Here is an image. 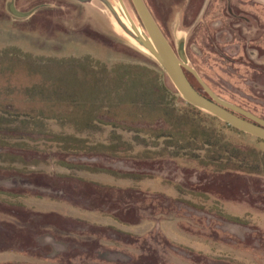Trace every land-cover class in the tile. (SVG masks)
<instances>
[{
  "label": "rangeland",
  "instance_id": "obj_1",
  "mask_svg": "<svg viewBox=\"0 0 264 264\" xmlns=\"http://www.w3.org/2000/svg\"><path fill=\"white\" fill-rule=\"evenodd\" d=\"M121 1L122 5L119 0H0V52H17L23 58H31L30 61L21 59L15 68L10 58L2 62L4 73H0V87L22 88L19 98H0L2 108L12 112L34 111L33 115L59 114V117L66 112L75 117L103 113L102 118L94 120V128L100 131L93 136L118 143L117 149L136 159H158L162 155L170 164L163 173H168L164 184L154 183V189L167 187L168 179L173 180L177 173L175 166L181 175H190L196 168L200 172V186L196 185L195 188L199 187L196 190L216 192L223 198H218L215 209L209 208L214 207L209 199L190 201L191 206L201 208L196 214L213 213L209 219L187 215L190 222L194 217L198 218L194 220L196 223L212 221L219 229L230 230L239 238L259 225L264 227V216H252L264 213V177L261 181L253 176L247 179L232 171L236 168L235 159L227 163V152L234 148L242 151L252 148L264 158V142L189 106L158 63L128 39L121 27L122 21L128 24L125 13L140 34L148 35L131 1ZM143 1L174 52L180 42L184 43L187 65L196 71L214 96L264 120V34L262 37L255 34L264 27L260 31L230 16L237 13L224 9L230 7V0ZM231 2L233 7L237 4L235 0ZM11 3L17 12L28 16L12 15L8 10ZM47 16L54 17L56 25L47 23ZM101 67L105 72L115 70L119 80L103 75ZM186 75L191 85L208 97L194 76L189 72ZM32 84L44 85L46 89L25 91ZM163 84L177 94L166 93ZM108 87L114 92L103 96ZM91 91L94 92L89 95ZM113 115L116 120H112ZM34 123L32 136L40 135L35 142L23 141L25 132L32 128L28 122L23 128L25 132L17 135L19 138L0 137V152L11 154L16 149L12 146L22 145L38 151L44 161L49 160V139L63 138L69 126L62 127L63 122L42 118ZM28 156L33 159L36 155ZM119 165L116 163L113 167L126 168L122 163ZM157 169L156 164L154 176L159 174ZM205 170L212 174L211 178L205 177ZM223 200L230 204L236 202L235 208L220 206ZM171 233L175 232L171 230ZM253 235L246 240L248 249L264 253L263 237ZM222 249L217 248L214 253L229 254ZM171 260L177 261L174 257Z\"/></svg>",
  "mask_w": 264,
  "mask_h": 264
},
{
  "label": "crops",
  "instance_id": "obj_2",
  "mask_svg": "<svg viewBox=\"0 0 264 264\" xmlns=\"http://www.w3.org/2000/svg\"><path fill=\"white\" fill-rule=\"evenodd\" d=\"M68 113L62 127L69 126V132L49 139V160L22 145L12 146L16 149L11 154L0 152V264H264V253L250 251L246 243L253 233L264 239L263 226L239 238L212 221L186 218L212 217L195 213L201 212L190 204L196 198L212 200L210 209L218 207L216 193L196 190V168L181 175L175 166L177 173L167 187L154 189L168 174L163 173L170 164L162 155L131 157L117 149L118 143L93 136L100 130L86 119L101 118L99 113ZM116 163L126 168H114ZM154 164L158 176L153 175ZM204 173L206 178L212 175ZM156 196L163 199L160 205H154ZM235 205L223 201L220 206ZM217 248L229 254L217 255Z\"/></svg>",
  "mask_w": 264,
  "mask_h": 264
},
{
  "label": "water",
  "instance_id": "obj_3",
  "mask_svg": "<svg viewBox=\"0 0 264 264\" xmlns=\"http://www.w3.org/2000/svg\"><path fill=\"white\" fill-rule=\"evenodd\" d=\"M79 1L84 2L87 0ZM130 1L148 35V37H144L140 34L132 20L125 13L126 20L131 28V38L158 63L185 102L196 109L212 115L240 132L264 141V121L238 107L216 98V96H214L210 89L200 79L196 71L187 65L184 43L180 42L178 44L177 52H174L150 14L144 1ZM119 2L121 3L122 1L119 0ZM8 10L17 18H23L26 16L23 13L17 12L14 8V4L12 3L8 5ZM121 27L125 31L122 23ZM184 71H187L194 76L201 88L210 98H206L201 95L191 85Z\"/></svg>",
  "mask_w": 264,
  "mask_h": 264
},
{
  "label": "trees",
  "instance_id": "obj_4",
  "mask_svg": "<svg viewBox=\"0 0 264 264\" xmlns=\"http://www.w3.org/2000/svg\"><path fill=\"white\" fill-rule=\"evenodd\" d=\"M10 58V62L12 63L11 65L15 66L18 64H21L20 62L22 61L21 59L24 60H28L29 56H26L25 58L22 57V55H20V53H10L7 51H2L0 52V73H4L3 68L1 67V64L4 60H8ZM31 60V58L29 59V61ZM33 61V60H32ZM33 63V62H32ZM34 64V63H33ZM103 70V68L101 67V71ZM103 75L107 76H111L114 77L116 79V82L119 80L117 73L115 70H113L112 72H105V70L102 71ZM11 72H9V74H11ZM111 73H113L111 75ZM155 75V74H154ZM157 78V76H154V80ZM114 79H112L113 81ZM120 82V81H119ZM40 86H38L37 84H32L30 87H26L25 91H29L31 89L32 92L39 90ZM24 88V87H23ZM40 89L43 91L46 89V87L43 85L40 87ZM113 89V88H112ZM111 88H106L103 92V96H109L111 94V92H114V90H112ZM163 89L165 90L166 93H170V94H174L173 96H175L177 93L176 91L170 90L168 89L164 84H163ZM94 91L89 92V95L93 94ZM22 93V88L20 86H1L0 87V98H19L18 96ZM90 97V96H88ZM90 98H94V97H90ZM190 106V105H189ZM193 109H195L196 111H199L198 109H196L195 107H193ZM19 112H12V111H8V110H4L2 108V104H0V137H20L17 136L20 132H25L23 131V128H26V123H30V126H32L31 129H35V120L42 118L45 119L47 121L50 120H55V121H68L69 119H64L63 117H59V114L57 115H49V116H44V115H33L34 111H26V112H21L23 114ZM63 112V111H61ZM68 113V112H66ZM62 114V113H61ZM64 114V113H63ZM109 114V113H108ZM101 118L104 116L103 113L100 114ZM21 116V117H20ZM109 116V115H108ZM99 119V118H97ZM117 117H115L113 115L112 120H116ZM96 121V117H91L89 119H86L88 124H91L93 121ZM120 120V119H118ZM99 121V120H98ZM86 123V124H87ZM87 124V125H88ZM227 125V124H226ZM230 128H232L235 131V128L228 126ZM123 129V128H122ZM32 132H35L34 130H30V132H25L26 134L24 135V137L26 138H30L32 137ZM138 132V131H136ZM239 133H242L240 131H238ZM140 134V132H138ZM23 137V138H24ZM40 135L38 134L37 138H39ZM261 142H264L263 140H259ZM229 154V160L227 161V163H231L230 159H235L236 160V165L234 167L235 170L232 171L234 173L243 175V177H246L248 179V177H255V178H262L264 177V158L262 156V154L258 151H256L255 149L248 150V148L240 150V149H232V150H228L227 152ZM231 166V165H228ZM233 166V165H232ZM211 178V176H210ZM210 187V186H209ZM202 190H206V189H202ZM211 193H216V192H212ZM217 195V194H216ZM218 197V196H217ZM219 198V197H218ZM220 200L223 198H219ZM223 201H227V200H223ZM163 199L160 197H155L154 198V205L162 203ZM160 205V204H159Z\"/></svg>",
  "mask_w": 264,
  "mask_h": 264
},
{
  "label": "flooded vegetation",
  "instance_id": "obj_5",
  "mask_svg": "<svg viewBox=\"0 0 264 264\" xmlns=\"http://www.w3.org/2000/svg\"><path fill=\"white\" fill-rule=\"evenodd\" d=\"M235 1L237 3L236 5H234L235 8L233 7L231 0L229 1L230 4H228V5H230V7H226L227 9H230V10H227L226 8H224L227 12L228 11L229 12L231 11L232 13L235 11L237 12V13L230 14V16H232V17L234 16V18L239 20L240 22H244L246 24H252V27L255 29L259 28V30H260L261 27H264L261 25V23L264 22V3H263V0H235ZM225 4H226V1H225ZM36 7L39 9L40 4H38ZM26 14H28V13H26ZM26 16H28V15H26ZM53 18L54 17L47 16V23L56 25V22L53 20ZM263 32H264V30H262L260 33L255 32V34L257 33L259 36L262 37L263 36L262 34H264ZM257 40L258 39H256V42H257ZM248 41H250V40H248ZM184 72L186 75L187 71H184ZM186 77H187V75H186ZM204 97H206V96H204ZM206 98H210V97L208 96ZM216 98H218V97H216ZM244 111H246V110H244ZM259 119H261V118H259Z\"/></svg>",
  "mask_w": 264,
  "mask_h": 264
},
{
  "label": "bare ground",
  "instance_id": "obj_6",
  "mask_svg": "<svg viewBox=\"0 0 264 264\" xmlns=\"http://www.w3.org/2000/svg\"><path fill=\"white\" fill-rule=\"evenodd\" d=\"M121 23H122L123 27L125 28V33H126V35H128V39H129L131 42H133L134 44H136V42L131 38V35H130V33H131V28H130L129 23L127 24L125 21H122ZM117 29L120 30V31L122 32V29H121V28H118V27H117ZM139 48H140V47H139ZM140 49L143 50L142 48H140Z\"/></svg>",
  "mask_w": 264,
  "mask_h": 264
}]
</instances>
